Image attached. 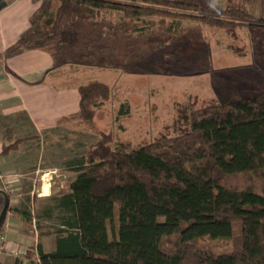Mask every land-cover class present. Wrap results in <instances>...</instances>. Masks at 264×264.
<instances>
[{
  "label": "trees",
  "instance_id": "trees-1",
  "mask_svg": "<svg viewBox=\"0 0 264 264\" xmlns=\"http://www.w3.org/2000/svg\"><path fill=\"white\" fill-rule=\"evenodd\" d=\"M254 1L226 0L216 7L212 0H35L41 7L31 28L5 55L67 54L91 39L80 30L83 23L118 18L139 30L188 21L216 30L264 31V8L256 19ZM78 90L79 112L61 121H74L102 140L78 161L72 192L62 198L66 214L59 222L66 227L57 233L56 248H30L27 264H264V91L207 103L186 115L187 126L178 133L133 146L95 122L114 100V88L92 79ZM129 113V102H123L118 119ZM4 130L2 155L29 139L10 138V125ZM11 210L23 219L29 214ZM116 214L114 239L109 221ZM173 237L175 246L167 248L164 241Z\"/></svg>",
  "mask_w": 264,
  "mask_h": 264
},
{
  "label": "rangeland",
  "instance_id": "rangeland-1",
  "mask_svg": "<svg viewBox=\"0 0 264 264\" xmlns=\"http://www.w3.org/2000/svg\"><path fill=\"white\" fill-rule=\"evenodd\" d=\"M212 2L226 5V0ZM263 8L264 0L250 3L256 19H261ZM53 11L54 18L57 5ZM145 27L139 30L119 18L83 23L80 30L91 39L58 56L68 84L99 79L114 88V100L95 118L104 133H115L133 146L145 145L181 131L187 126L186 115L200 106L264 91V31L216 30L188 21ZM127 101L130 113L119 120L121 104ZM67 131L61 141L68 152L77 140L85 141V148L102 140L84 126H78L77 133ZM119 227L116 214L109 221L112 238H118ZM175 241L166 239L164 245L172 248Z\"/></svg>",
  "mask_w": 264,
  "mask_h": 264
},
{
  "label": "crops",
  "instance_id": "crops-1",
  "mask_svg": "<svg viewBox=\"0 0 264 264\" xmlns=\"http://www.w3.org/2000/svg\"><path fill=\"white\" fill-rule=\"evenodd\" d=\"M40 7L35 0H0V145L4 146L6 125L10 138H29L2 157V171L13 188L6 192L0 183V191L8 193L11 209L29 214L25 220L8 212L0 230V264H15L17 259L27 264V251L39 244L47 252L56 248L57 233L66 227L59 222L66 214L60 203L72 192L78 161L89 151L85 141L76 139L69 152L61 141L69 128L78 132L74 121L61 120L81 107V84L66 82L61 53L31 50L12 58L5 55L31 28ZM3 202L6 197L0 192Z\"/></svg>",
  "mask_w": 264,
  "mask_h": 264
},
{
  "label": "built area",
  "instance_id": "built-area-1",
  "mask_svg": "<svg viewBox=\"0 0 264 264\" xmlns=\"http://www.w3.org/2000/svg\"><path fill=\"white\" fill-rule=\"evenodd\" d=\"M2 150H3V146L0 145V183L2 184V187L4 188V190L6 192H9L12 190L13 186H12V181L11 179L6 176L3 171H2V168H1V153H2Z\"/></svg>",
  "mask_w": 264,
  "mask_h": 264
},
{
  "label": "water",
  "instance_id": "water-1",
  "mask_svg": "<svg viewBox=\"0 0 264 264\" xmlns=\"http://www.w3.org/2000/svg\"><path fill=\"white\" fill-rule=\"evenodd\" d=\"M3 192H5V191H3ZM5 197H6V202H5V206H4V209H3V211H2V214H1V216H0V225L2 224V221H3V219H4V216H5L6 211H7V209H8V206H9V204H10V200H9V197H8L7 194H5Z\"/></svg>",
  "mask_w": 264,
  "mask_h": 264
},
{
  "label": "bare ground",
  "instance_id": "bare-ground-1",
  "mask_svg": "<svg viewBox=\"0 0 264 264\" xmlns=\"http://www.w3.org/2000/svg\"><path fill=\"white\" fill-rule=\"evenodd\" d=\"M2 157H3V155H2V153H1V162H2ZM9 197V196H8Z\"/></svg>",
  "mask_w": 264,
  "mask_h": 264
}]
</instances>
